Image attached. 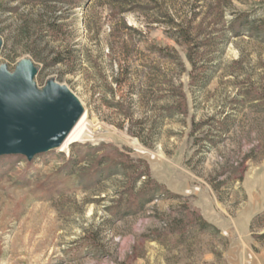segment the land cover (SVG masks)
<instances>
[{
	"label": "rangeland",
	"instance_id": "1",
	"mask_svg": "<svg viewBox=\"0 0 264 264\" xmlns=\"http://www.w3.org/2000/svg\"><path fill=\"white\" fill-rule=\"evenodd\" d=\"M0 39L92 136L0 157V264H264V0H0Z\"/></svg>",
	"mask_w": 264,
	"mask_h": 264
},
{
	"label": "water",
	"instance_id": "2",
	"mask_svg": "<svg viewBox=\"0 0 264 264\" xmlns=\"http://www.w3.org/2000/svg\"><path fill=\"white\" fill-rule=\"evenodd\" d=\"M37 72L30 59L18 62L13 72L0 64V157L32 161L58 149L85 112L67 86L50 80L40 89Z\"/></svg>",
	"mask_w": 264,
	"mask_h": 264
},
{
	"label": "bare ground",
	"instance_id": "3",
	"mask_svg": "<svg viewBox=\"0 0 264 264\" xmlns=\"http://www.w3.org/2000/svg\"><path fill=\"white\" fill-rule=\"evenodd\" d=\"M92 138L90 128H89V113L85 110L82 118L73 128L67 139L64 143L58 148L60 152H67L70 148L76 144L85 142ZM136 141L133 142V145L136 146Z\"/></svg>",
	"mask_w": 264,
	"mask_h": 264
},
{
	"label": "trees",
	"instance_id": "4",
	"mask_svg": "<svg viewBox=\"0 0 264 264\" xmlns=\"http://www.w3.org/2000/svg\"><path fill=\"white\" fill-rule=\"evenodd\" d=\"M34 1L42 2V3H48V2L53 1V0H34ZM54 1H57V0H54Z\"/></svg>",
	"mask_w": 264,
	"mask_h": 264
}]
</instances>
